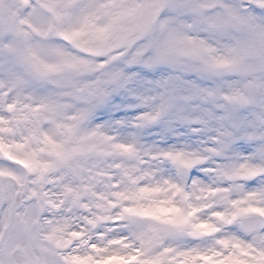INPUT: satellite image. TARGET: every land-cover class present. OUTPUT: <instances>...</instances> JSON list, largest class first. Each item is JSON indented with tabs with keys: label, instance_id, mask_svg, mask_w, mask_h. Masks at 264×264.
<instances>
[{
	"label": "snow or ice",
	"instance_id": "6c2138e0",
	"mask_svg": "<svg viewBox=\"0 0 264 264\" xmlns=\"http://www.w3.org/2000/svg\"><path fill=\"white\" fill-rule=\"evenodd\" d=\"M258 3L264 6V0ZM212 8L219 11L209 14ZM252 27L254 17L242 14L228 0H0V158L32 171L39 166L41 179L51 164L40 160L42 151L75 168L77 154L96 148L86 142L87 137L72 143L79 123L107 104L113 92L164 65L178 72L148 81L154 84L156 95L143 98L144 105H151L152 110L142 113L141 120L156 122L170 113L179 116L196 99L220 97L226 102L221 105L226 114L219 119L232 120L239 126L243 118L236 116V110L248 103L249 97L237 83L219 77L225 71L242 70L249 55L264 57V46L238 41L221 51L199 33L226 35ZM133 67L141 72L129 71ZM192 71L215 83L203 87L182 75ZM69 98L82 106L70 117L73 123L57 121L58 115L73 107ZM46 122L62 129L65 139L57 140L45 131ZM33 142L42 147L28 150ZM116 147L135 154L129 145ZM159 155L182 172L195 163L179 149L164 150ZM255 171L239 165L226 169L225 174L240 176ZM124 175L136 183L131 172L125 170ZM0 177L21 181L14 170L5 167H0ZM171 187L181 190L179 185ZM159 190L144 187L139 192ZM208 191L222 193L223 206L185 208L173 200L148 206L125 205L124 214L133 220L132 236L117 237L106 245L91 244L86 255L74 254L72 261L264 264V188L247 191L240 198H232V189L227 187ZM115 195L125 197L121 192ZM209 208L214 210L207 218H198ZM224 224H238L244 235L218 237L209 245L161 244L168 235L217 237Z\"/></svg>",
	"mask_w": 264,
	"mask_h": 264
},
{
	"label": "clouds",
	"instance_id": "9594fccd",
	"mask_svg": "<svg viewBox=\"0 0 264 264\" xmlns=\"http://www.w3.org/2000/svg\"><path fill=\"white\" fill-rule=\"evenodd\" d=\"M228 2L242 14L254 17V27L226 35L208 32L199 35L221 51L238 41L252 42L258 48L264 46V6L258 0ZM216 11L219 9H209V14ZM243 63L242 70L225 71L219 77L237 83L249 97L248 103L236 110V116L243 118L239 126L232 120L219 119L226 114L221 107L226 102L220 97L196 99L179 116L170 113L156 122L141 120L142 113L152 110L151 105H144L143 98L156 95L154 84L148 81L178 72L164 65L113 92L107 104L79 123L72 143L87 137L86 142L96 148L77 154L75 168L42 151L40 160L51 164L41 179L39 166L32 171L0 158V167L14 170L22 181L0 177V264H80L71 257L86 255L91 244L106 245L117 237L132 236L133 220L123 212L127 204L148 206L173 200L185 208L223 206L222 193L208 189L231 188V197L240 198L247 191L264 188V57L249 55ZM129 71L141 69L133 67ZM182 75L203 87L215 83L194 71ZM69 102L73 107L58 115L57 121L73 123L70 117L82 105L71 98ZM43 128L57 140L65 139L64 131L54 123L46 122ZM226 132L231 135H225ZM117 145H129L135 154ZM41 147L42 144L33 142L28 150ZM177 149L195 161L186 171L159 155L161 151ZM239 165L256 171L240 176L225 174L226 169ZM125 170L137 178L136 183L124 175ZM171 185H179L181 190ZM144 187L160 190L141 194L139 189ZM117 192L125 197L116 196ZM213 210L204 209L198 218H207ZM232 234L244 235L238 224H224L217 237L168 235L161 244L209 245L218 237Z\"/></svg>",
	"mask_w": 264,
	"mask_h": 264
}]
</instances>
